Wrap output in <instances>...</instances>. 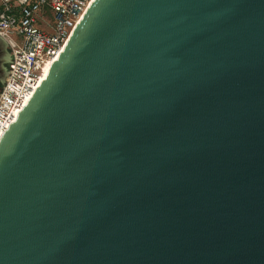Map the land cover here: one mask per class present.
Listing matches in <instances>:
<instances>
[{"label":"water","instance_id":"1","mask_svg":"<svg viewBox=\"0 0 264 264\" xmlns=\"http://www.w3.org/2000/svg\"><path fill=\"white\" fill-rule=\"evenodd\" d=\"M0 264H264V0H93L0 139Z\"/></svg>","mask_w":264,"mask_h":264},{"label":"built area","instance_id":"2","mask_svg":"<svg viewBox=\"0 0 264 264\" xmlns=\"http://www.w3.org/2000/svg\"><path fill=\"white\" fill-rule=\"evenodd\" d=\"M92 1L0 0V37L11 55L0 87V139Z\"/></svg>","mask_w":264,"mask_h":264},{"label":"bare ground","instance_id":"3","mask_svg":"<svg viewBox=\"0 0 264 264\" xmlns=\"http://www.w3.org/2000/svg\"><path fill=\"white\" fill-rule=\"evenodd\" d=\"M49 66H50V64H48V65L45 67V69H44V75H43V77H44V76H45V74L48 72Z\"/></svg>","mask_w":264,"mask_h":264},{"label":"rangeland","instance_id":"4","mask_svg":"<svg viewBox=\"0 0 264 264\" xmlns=\"http://www.w3.org/2000/svg\"><path fill=\"white\" fill-rule=\"evenodd\" d=\"M0 87H1V85H0Z\"/></svg>","mask_w":264,"mask_h":264},{"label":"trees","instance_id":"5","mask_svg":"<svg viewBox=\"0 0 264 264\" xmlns=\"http://www.w3.org/2000/svg\"><path fill=\"white\" fill-rule=\"evenodd\" d=\"M1 85V84H0Z\"/></svg>","mask_w":264,"mask_h":264}]
</instances>
